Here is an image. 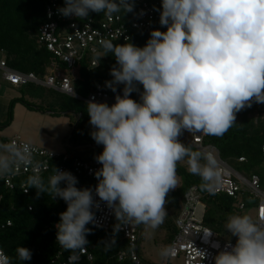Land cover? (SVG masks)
Listing matches in <instances>:
<instances>
[{"label": "clouds", "instance_id": "9594fccd", "mask_svg": "<svg viewBox=\"0 0 264 264\" xmlns=\"http://www.w3.org/2000/svg\"><path fill=\"white\" fill-rule=\"evenodd\" d=\"M153 10L166 30L152 29L143 46L101 41L104 55L97 60L109 53L115 59L104 87L116 95L111 105L95 98L86 104L89 135L103 146L94 156L100 165L93 172L96 185L78 188L75 175L56 167L47 182L38 173L27 180L37 198L46 194L66 203L55 227L57 244L74 254L69 264L89 243L88 225L98 226L93 209L100 202L122 225L163 224L181 161L214 195L220 183L217 160L191 150L179 137L184 131L221 137L237 113L264 104V0H161ZM56 11L79 20L90 13L145 15L143 9L135 13V0H64ZM21 164L33 165L29 143L0 144V176ZM223 227L236 242L222 250L213 242L214 264H264V216L229 214ZM204 233L207 238L213 232ZM16 251L20 262L32 259L30 249Z\"/></svg>", "mask_w": 264, "mask_h": 264}, {"label": "trees", "instance_id": "16d2710c", "mask_svg": "<svg viewBox=\"0 0 264 264\" xmlns=\"http://www.w3.org/2000/svg\"><path fill=\"white\" fill-rule=\"evenodd\" d=\"M48 2L49 0H0V52L5 54L7 64L13 69L21 72H34L43 77L52 65V54L39 40L40 27L46 22ZM138 9L135 3V13H138ZM119 14L126 22L137 17L134 13L123 14L121 12ZM90 15L97 18L105 16L103 13H90ZM154 28L166 30L161 28L159 21L155 23ZM148 38L149 34L140 31L133 35L130 42L143 46ZM110 41L114 44L125 43L122 40ZM100 50V54L93 58L96 60L95 66H92L90 61H83L73 68H68L65 64L58 65L57 78L60 79L68 74L77 94L84 98L98 85L115 96V93L104 87L105 81L112 79L110 69L115 64V59L109 53L108 56L101 57L98 61L97 57L104 55L102 45ZM122 87L118 88V92ZM55 92L57 109L67 112L74 111L79 115L72 143L74 146L83 148L71 151V154L83 160H94L97 154L95 150L100 146H88L96 143L89 135L91 127L86 112L87 102L56 90ZM132 98L139 101L136 93L132 94ZM204 144L216 146L222 159L236 170L247 176L259 175L261 184L264 186V104L253 103L252 107L240 111L237 113L235 124L223 136L207 135ZM186 145L193 151H199L189 144ZM241 157L245 160L239 161ZM59 163L60 160L51 162V169L42 175L45 182L53 175V168ZM177 174L183 176V184L178 189L183 201L186 192L192 186L197 185L204 192L202 200L206 205L205 225L220 236L228 233L224 230V221L229 214H241V209L237 204L238 200L227 195H212L205 192V189L201 187L200 177L192 175L188 171L187 164L182 161L177 165ZM78 181L76 185L78 188L94 187L97 183L96 179L85 176L78 178ZM0 192L3 193V200L0 203V248L5 251L10 264H51L57 256L64 259L73 254L60 247L56 241L55 225L59 221V214L67 207L63 200L51 199L46 194L37 198L35 188H31L26 194L19 187L7 189L0 184ZM242 198L246 200L247 196ZM253 203L255 202L247 201V206ZM88 227L93 229L92 233L87 236L89 241L87 246L94 255V264H134L129 257L119 259V252L129 250L128 241L119 232L105 231L91 224ZM176 232L177 223L169 239V245ZM19 246L31 250L32 259L30 261H19L16 251Z\"/></svg>", "mask_w": 264, "mask_h": 264}, {"label": "built area", "instance_id": "2783aa9c", "mask_svg": "<svg viewBox=\"0 0 264 264\" xmlns=\"http://www.w3.org/2000/svg\"><path fill=\"white\" fill-rule=\"evenodd\" d=\"M138 5V13L141 9L145 15L136 17L132 21L126 22L120 14L103 16L101 18L89 15L86 20H79L75 17L65 18L57 13V9L64 6V0H49L46 6V22L40 27L39 40L43 46L58 59L61 64L68 68L76 67L83 61H90L92 66L96 65L94 56L100 54L101 41L122 40L130 41L135 33L144 31L150 34L155 23L159 21V12L154 11L160 8L161 0H135ZM51 12V15H49ZM55 67V68H54ZM49 66L47 74L43 77L34 72H21L10 67L6 60L0 61V68L3 70L4 78L14 86H24L30 83L44 85L56 91L80 98L86 102L95 98L98 102H106L109 105L115 103V96L104 91L101 85L91 91L86 98L77 94L71 77L66 74L60 79L57 78L56 66ZM202 133L192 134L184 131L179 139L199 150L202 154H211L218 163L220 171V183L213 189L214 195H227L237 199L239 208H247V201L255 202L251 207H256V219L264 216V186L261 178L257 174L247 176L236 170L227 161L222 159L219 149L214 145H205V137ZM28 143L20 137H13L3 140L0 133V144L5 143ZM31 146L32 166L14 165L13 173L0 176V184L7 189L19 187L24 193H29L31 188L27 184L28 177L38 173L41 177L51 169L53 160H60L56 168L70 171L77 178L85 176L95 179L93 172L100 167L94 160H83L69 152H54L46 148L29 143ZM264 154V146H263ZM245 158H239L244 161ZM29 188V189H28ZM205 192H208L205 190ZM209 193V192H208ZM204 192L197 185L192 186L184 196V206L177 219V232L171 244L165 249V255L169 258L182 257L184 264H214L213 257L217 254V249L212 247V243L218 241L223 249L225 243L219 238L220 235L206 226L204 214L206 205L202 200ZM247 196L244 200L242 197ZM98 200L99 198L96 197ZM3 200V193L0 192V203ZM249 206V207H250ZM96 214L98 226H93L105 231L119 232L129 243L128 251L119 252V259L131 258L134 264H143L139 252L138 244L141 237L140 226L134 222L120 224L113 211L103 202H100L99 209H93ZM10 224V222H8ZM205 230L212 231L210 237H205ZM235 244L234 241H231ZM205 253V256H204ZM78 259H73V264H94V255L88 246L78 252ZM57 258L51 264H69V258ZM0 264H10L5 251L0 248Z\"/></svg>", "mask_w": 264, "mask_h": 264}, {"label": "crops", "instance_id": "0c3cea01", "mask_svg": "<svg viewBox=\"0 0 264 264\" xmlns=\"http://www.w3.org/2000/svg\"><path fill=\"white\" fill-rule=\"evenodd\" d=\"M1 60H6L3 52H0ZM56 99L55 90L44 85H12L0 68V133L3 140L20 137L28 143L60 153L82 149L73 145L71 137L79 119L78 113L60 111Z\"/></svg>", "mask_w": 264, "mask_h": 264}, {"label": "rangeland", "instance_id": "374dc122", "mask_svg": "<svg viewBox=\"0 0 264 264\" xmlns=\"http://www.w3.org/2000/svg\"><path fill=\"white\" fill-rule=\"evenodd\" d=\"M51 61L52 65L50 66L58 67V65H62L61 62L54 57H51ZM102 149L103 146H100L97 147L95 151L99 154ZM182 163L187 164L186 160L182 161ZM177 176V188L170 191L166 198L167 203L165 207L168 215L166 216L163 224L156 229H152L151 227L145 225H138L141 230L138 252L143 264H184L182 257L169 258L164 253L165 249L169 246V239L175 231L177 217L180 215L184 206L182 194L178 191L183 184V176L178 174ZM240 213L250 215L253 219H256V207H247L240 210ZM219 239L222 242H236V238L231 236L230 233L222 234Z\"/></svg>", "mask_w": 264, "mask_h": 264}, {"label": "water", "instance_id": "95a60500", "mask_svg": "<svg viewBox=\"0 0 264 264\" xmlns=\"http://www.w3.org/2000/svg\"><path fill=\"white\" fill-rule=\"evenodd\" d=\"M76 126H77V124H76ZM76 126H74V128H73V130H72V133H71V137L73 136V133H74V131H75V129H76ZM70 142H71V139L69 140ZM92 146H101V145H97V144H91Z\"/></svg>", "mask_w": 264, "mask_h": 264}]
</instances>
